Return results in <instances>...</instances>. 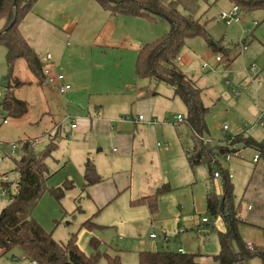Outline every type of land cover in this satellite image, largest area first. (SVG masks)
<instances>
[{
	"label": "rangeland",
	"instance_id": "rangeland-1",
	"mask_svg": "<svg viewBox=\"0 0 264 264\" xmlns=\"http://www.w3.org/2000/svg\"><path fill=\"white\" fill-rule=\"evenodd\" d=\"M50 2L51 0H38L33 11L24 19L20 30L46 66L52 65L46 62L47 53H51L55 60H59L62 55L58 71L66 76V83L72 89L64 96L54 93L45 81L39 82L25 60L20 59L15 63L14 79L16 77L21 86L14 88V94L27 103L28 112L21 118H9V124L4 125L5 113L0 108V175H10V182L14 183V185L7 183L10 184V192H15L18 179V173L14 171L15 163L10 154L11 145L31 140L36 144L35 152L41 153L52 140H55L58 148L48 159L53 176L47 185L50 189L58 188L70 181L75 187L68 191L60 202L51 193L46 192L34 211L35 219L46 232L52 234L55 241L66 244L73 235H77L78 246L89 256L94 253L89 241L96 237L101 241L100 251L111 255L120 254L122 264H138V253L143 250H167L160 240L154 242L149 238L152 231L150 216L144 220L139 216L142 205L130 206L132 193L127 192L108 208L96 209L88 193L83 192L85 185L83 159L89 147L93 150L87 155L93 162L100 157L98 154L100 146L97 143L100 136L90 138L88 135L74 133L69 121H64L67 116H71L79 118L80 122L81 116H87L88 112L91 114L88 116L94 119L98 117L94 110L95 106L104 108L106 116H115L116 119L136 117L138 114L132 110V104H140L139 102L145 99L147 88L156 89V92L163 91L164 96L159 99L154 109L155 123L150 128L146 126V130L138 127L136 132L139 135L134 156L137 171L133 196L143 182L154 188V180L158 182L162 179L161 184L163 179L170 177L172 191L164 194L162 200H159L158 219H162L160 216L162 211L163 217L170 222L160 227L171 234L175 231H178V234L179 229L185 230L183 240L189 241L188 245L184 243L186 249L190 253L201 255L198 257L200 264H216L213 257L221 249L218 232L224 231L225 225L219 218L207 213L206 196L210 192L222 193V179L210 180L208 164L194 169L188 165L186 154L193 150L195 139L186 123L175 128L178 116L186 119L187 112L183 102L175 98L173 87L165 83L156 84L140 79L136 74L140 43L145 42L146 45L168 32L167 23L161 20L154 23L143 19L141 21L131 19L136 23L124 24L123 28H117L114 36L108 39L110 44L105 46L103 42L105 33L107 34L110 28L105 23L109 15L94 0L92 2L101 15L80 6L78 7L82 8L80 13H68L70 20L76 21L73 24L75 29L72 35L67 29H65L67 33L60 31L46 16L52 8ZM81 2L83 3V0ZM54 6L56 12L62 9L58 4ZM233 6L228 0L211 5L201 2L197 15L208 22L212 42L221 43L222 47L228 46L231 51L226 56L225 53H216L204 39L196 38L188 41V44L194 47L196 54L204 59L208 68L203 71L202 65L193 63L185 66L186 64L179 60L176 64L183 65L181 69H186L187 73H184L190 75L189 77L200 78L195 80H198L199 86L203 89V102L209 108L206 120L210 135L207 134L206 139L217 146L222 143L219 140H228L244 132L247 137L264 144V127L252 128L257 120V112L254 114L255 107L251 97L256 94V90L254 84L250 85L245 81L251 76L247 70L249 68L252 70L253 65L259 69V65L242 60L245 55L242 52L244 40L250 50L257 46L254 37L264 45V9L248 12L240 9L241 20L227 25L220 19V15L229 12ZM181 12L187 14L182 8ZM2 27L3 22L0 23V29ZM60 27L63 28L61 25ZM125 30L134 32L135 36H138V41L129 40ZM203 52H207V55ZM217 56L223 57L225 61L229 59L232 62L230 68L228 67L230 62L217 63ZM261 58L263 59L264 55ZM262 62L264 63V59ZM9 72L7 49L0 45V101L9 84ZM11 84L14 86L15 80L11 81ZM159 85L160 90H157ZM235 92H238V95H235ZM59 126L61 131L58 130ZM246 126H250L251 129L247 131ZM143 129L144 135L141 132ZM177 130L184 135L182 142L179 140ZM158 143L162 144L161 149L157 146ZM165 143L168 146H165ZM143 146L146 151L140 155ZM114 148H116L114 142L105 143L103 153L105 166L110 157L116 154ZM239 148L241 151L232 157L230 163L220 155L218 158L233 176L231 182L235 187L234 203L236 207L241 206L240 218L248 223H254L253 226H241L243 239L248 242L259 241L258 243L264 245V157H261L258 163H254L255 154L260 152L253 147ZM116 149L118 151V148ZM164 150L169 152L166 153ZM7 154L10 155L6 157ZM143 170L146 171L145 180L139 175ZM9 195L8 193L6 196H0V212L8 205ZM248 206L252 209L248 210ZM148 208L147 205L143 208L144 214H150ZM178 212L182 217L177 221L175 216ZM94 215L96 216L92 222L99 224L101 228L95 227L90 231L83 224ZM204 217L209 218L211 224L215 226L212 228L211 225L201 224L198 231L194 225L197 221L200 224ZM159 229L156 231L157 234L162 231ZM163 235L159 236V239ZM176 240L177 238H172L168 243L171 251L177 249ZM0 264L32 262L27 257L24 258L18 250H14L1 257ZM101 264L108 263L102 259ZM249 264H262V261L255 258Z\"/></svg>",
	"mask_w": 264,
	"mask_h": 264
},
{
	"label": "trees",
	"instance_id": "trees-1",
	"mask_svg": "<svg viewBox=\"0 0 264 264\" xmlns=\"http://www.w3.org/2000/svg\"><path fill=\"white\" fill-rule=\"evenodd\" d=\"M37 1L0 0V23L3 22V27L0 29V45L7 49V63L10 66L9 84L0 101V108L5 113L6 119L21 118L28 112L27 103L14 94V88L21 86L17 78L14 79L15 63L20 59L25 60L39 82L42 83L46 79L44 73L46 64L41 61L20 30L24 19L33 11ZM95 1L111 17L146 18L151 21L161 20L168 24L169 31L166 34L140 48L136 64L137 77L156 84L165 83L174 88L175 97L179 98L187 109L184 123L191 129L195 139L194 148L189 155L191 168L208 164L212 178L216 169L221 173V196L215 192H210L207 196V213L221 219L226 225V230L218 233L221 249L220 253L213 257L215 263L249 264L253 259L259 258L264 264V247L253 246L251 249L240 235V225L245 221L240 219L241 206H235V187L229 174L220 162L213 164L216 156H225L236 151L230 146H212L198 139L197 135L201 137L210 135L206 120L209 108L204 105L203 89L198 82L185 74L176 64L188 41L196 38L204 39L216 53H225L226 56L231 51L222 47L221 43L212 42L208 22L197 16L201 2L211 5L221 0ZM228 1L245 12L264 9V0ZM181 8L187 14H183ZM243 45H247L245 40ZM14 80L13 86L11 81ZM155 90L147 88L144 97L156 96ZM33 144L31 140L19 141L17 151L11 154L18 179L14 193L9 190L10 184H4L10 194V200L0 212V258L18 250L31 262L38 264H101L102 259L108 264H122L120 254L111 255L100 251L101 241L98 238L90 239L89 244L94 253L88 256L78 246L77 235H73L68 243L61 244L55 241L52 234L46 232L35 219L34 211L46 192L51 193L60 202L75 186L68 181L62 187L50 189L47 182L53 174L48 159L57 150L58 144L52 140L41 153L35 152ZM236 144L245 148H256L261 157H264V144L251 137L238 135L232 140V145ZM84 180V189L102 181L95 164L89 159L84 165ZM167 191L169 188L161 189L156 195L138 200L137 203H147L151 211L156 212L159 197ZM223 202L224 206H222ZM94 217L83 224L90 231L95 227L101 228L92 222ZM198 257V254L191 253L143 250L138 253V264H200Z\"/></svg>",
	"mask_w": 264,
	"mask_h": 264
},
{
	"label": "crops",
	"instance_id": "crops-1",
	"mask_svg": "<svg viewBox=\"0 0 264 264\" xmlns=\"http://www.w3.org/2000/svg\"><path fill=\"white\" fill-rule=\"evenodd\" d=\"M92 1L93 0H83V3H82L81 0H51L50 4H52V8H50V11L47 12L46 16L51 20L52 24H55V26H57L60 29V31H63L64 33H67V31H69L72 35L74 32L73 30L75 29L73 24L76 21L75 20L71 21L68 13H71V12L80 13L81 9H82V8H78L80 6V7H83L85 9L88 8V9L94 11L96 15L98 13L100 14L101 12H99V10L96 8L95 4H93ZM54 4H58L59 8H62V9L59 10L58 12H56L55 8H54L55 7ZM108 15H109V13H108ZM108 17H109V19L105 24H107V27L110 26V28H109L107 34L105 33V39L103 41L105 46L110 44L108 39L110 37L114 36L113 34L117 28H120V27L123 28L124 24H130L131 25L133 23H136V22H134V20H131V19H135L136 21H141V19L148 20L146 18H135V17H126V16L111 17L109 15ZM148 21L156 23L159 20H156V21L148 20ZM60 25L63 26V28H61ZM166 25L168 26V24H166ZM168 28H169V26H168ZM65 29H67V31ZM125 33H126V37L129 40L135 39L138 41V36H135L134 32L132 33L131 31L125 30ZM159 38H157V39H159ZM157 39H154V41ZM106 40H107V43H105ZM253 40H255L254 42L257 43L256 44L257 46L254 47V50H252V49L250 50L248 47V44H247L246 50L242 49L243 50L242 52L245 54L244 57L242 58V60L247 61V62H253L256 64L258 63V65H259V69L257 68L258 69L257 73H254V72L251 73L250 71H252V70H250V68L247 70V72L252 77L250 76L249 78H246V80H245V81H247V84L248 83L250 85L254 84V87H255L254 89L256 90V94L251 98H252L253 107H255L254 108L255 109L254 114H256V112H257V115H258L260 109L264 108V63L262 62L264 58L263 59L261 58L262 55H264V45L261 44V42L259 40H257V38H255V37L253 38ZM139 41L141 42V40H139ZM142 42H144V41H142ZM144 44H145V42L140 43V47H142ZM138 45H139V43H138ZM226 47L231 50L230 47H228V46H226ZM226 47H224V48H226ZM183 51H182V55L180 54L181 56L178 57L179 61H181L182 64L185 63L186 64L185 66H189V65H192L193 63H196L199 66L202 65L201 69L203 71L206 68H208V66L204 67L205 61H204V59H202V57H200L199 55L196 54L194 47H191V45L187 44V46L184 48ZM48 54H50L52 56L51 60H47ZM203 54L207 55V52H203ZM47 55H46V62H49L52 64V65H49L48 68L53 71V74H63V73H59V71H58L59 70V63H61V61H62V55L59 57V60H55L54 56L51 53H47ZM226 61H227V63L230 62L228 64V67L230 68V65L232 62L229 59H226ZM177 65H178V63H177ZM182 66L183 65H181V64L178 65V67H180V68ZM185 70H183V71L185 73H187V70L186 71ZM231 71L232 70L230 69V72ZM257 76H258V78H257ZM193 78L195 80L197 77L196 78L193 77ZM197 79L200 80V78H197ZM45 82L47 83L48 87L52 91H54V93L59 94L53 87H51L48 84L46 79H45ZM260 82H261V85H260ZM160 87H161V85H159L157 87V90H160ZM172 89H173L174 96H175L174 88H172ZM237 95H238V92H237ZM163 96H164L163 91H158L156 96L145 97V99L142 102H139L140 104H137V105L132 104V110H135L138 115L136 117L132 116L129 119H122L120 117L118 119H116L117 117H115V116H113V117L106 116V111L103 110L104 108L100 109L99 106H95L94 110H95L96 114H98L97 115L98 117H96L94 119L91 116L90 117L88 116V115H91L90 112H88L87 116H85V115L81 116L82 118L80 119V122H79V118L71 117V116L70 117L67 116L64 121L68 122L69 118H73L77 121V128L75 130L71 129L72 131H74V133H78L81 135H88L90 138H93L95 136H100V139H98V141H97V143L99 144L98 146H100V148L98 150V154L100 157L99 158L97 157L96 159H94V162H93L87 155V154L91 153V151L93 150L92 147H89L87 149L86 154L84 155V159H83V161L85 160L84 165L88 159L91 160L95 164L97 172L100 175V177L102 178V181L100 183H97V184L92 185L90 187H87L85 189L83 188V192L88 193V197L92 202H94L96 209L101 210V209L108 208L114 202L121 199L127 192H130V193H132L130 195L131 199L129 201L130 206L133 207V206L142 205V208L139 209V216H142V218L144 220L150 216V220H151L150 229L152 231L149 234V238L151 239L150 235L152 234V232L157 233L156 231L160 228L159 230H162V231H159L160 233H158V234H161V233L167 234L170 237V241H168V242H164L162 239L158 238V240H160V242H162V244L165 245V248L167 249L165 251L179 252L180 249H183L185 251V253H190V251H188V249H186V245L189 244V241L186 238H185L186 241L183 240L184 239L183 237H184V234L186 233V231L184 233H180V230H182V229H179L178 234H177L178 231H175L173 234H171V233H168L167 230L160 227V225L164 226V224L166 225L170 222L169 219H167L166 217H163L162 211L160 213V216H162V219L158 220L159 219V200H162L161 197H164L165 196L164 194L170 193L172 191V188L170 187L172 180L170 179V177L167 179L166 178L163 179L161 184H160V182L162 179L158 182L156 180H154V182H155L154 188L149 186L148 183L143 182V184L139 187V191L135 192V195H134L135 197L133 196L134 189H135L134 185L136 183V171H137L134 156L136 153V149H135L136 148V139L139 135V133L137 135L136 132H137L138 127L139 128L141 127V129L144 128L146 130V126H148L149 128L153 126V124L155 123L153 120V117L155 116L154 109L157 107V103H158L159 99ZM186 112H187V109H186ZM139 116H143L144 120L139 121L138 120ZM182 119H183V121H181V122L178 120V124L175 125V128H178L180 126V124L184 123V120H185L184 117H182ZM8 124H9V122H8ZM8 124H4V125H8ZM69 124H70V128H71V123L69 122ZM60 129H61V127L59 126L58 130L61 131ZM144 129L141 131L142 135H144ZM177 133H178L179 140L182 142L184 135L178 130H177ZM72 135H73V132H72ZM238 135H244L245 137H247L244 134V132H242ZM238 135H236V136H238ZM143 139L145 142L144 136H143ZM219 141H221L222 143H219L217 146H220V147L228 146L227 140L222 139ZM111 142H114L116 144V148H118V151L116 148H114V153H116V154L112 155L110 157V159L107 161V164L105 166V157L103 156L105 143L110 144ZM158 144H160V146ZM158 144H157V146L160 147V149H161L162 144L161 143H158ZM35 145H34V147H35ZM165 146H168V144L165 143ZM239 146H242L243 148H245L243 145L236 144L235 147H233L236 152L241 151ZM143 151H146L144 146L142 147L140 155L143 154L142 153ZM164 151H166V150H164ZM168 152H169V150L166 151V153H168ZM186 155H187L186 158H187L188 165L190 166V164H189L190 152H187ZM230 162H227V163H230ZM221 165H222V163H221ZM224 169L230 175V171L227 168H224ZM209 172H210V170H209ZM145 174H146V171H144V170L139 173L141 178L144 180H145L144 177L146 176ZM165 176H166V174H165ZM213 179L216 180V178H212V175L210 173V180L212 181ZM219 179H222V178L220 177ZM219 179H217V180H219ZM167 182H169L170 184ZM164 188L165 189L169 188V191H167L166 193H164L163 195H161L159 197L158 206H157L158 208H157L156 212H152L147 203H142V204L137 203L138 200L156 195L161 189H164ZM221 191H222V188H221ZM208 194H207V196H208ZM221 194H218V195L221 196ZM207 196H206V207H207ZM146 205L149 207L148 209L150 211V214H148V213L144 214L145 210H143V208L146 207ZM249 207H251V206H248V210H251L252 207H251V209H249ZM94 216H96V215H94ZM152 217H153V219H152ZM181 217H182V214L178 212L175 216V219L178 221ZM220 221H221V219H220ZM222 223L224 224V222H222ZM252 224H254V223H248L245 221V223H243L242 225L253 226ZM242 225H240L239 231H240L241 237L243 238L244 233L241 232V226ZM98 226H100V225L98 224ZM206 226H210V225H206ZM211 226L213 228V226H215V225L211 224ZM102 227H104V226H102ZM198 227L199 228L201 227V223L199 224V222L197 221L196 224L194 225V228H198ZM199 228L197 229L198 231H199ZM225 230H226V225H225L224 231ZM224 231H219V232H224ZM161 235H159V236H161ZM172 238H177L176 243H178L177 249L173 250V251L170 250L169 245H168V243H170L172 241ZM151 240H153V239H151ZM158 240H153V241L156 242ZM185 242H186V245L184 244ZM245 242L248 243L249 245L264 247V245L258 243L259 241L252 240L249 242L248 241H245ZM150 251H154V250H150ZM191 254H194V253H191ZM198 255L201 256L200 254H198Z\"/></svg>",
	"mask_w": 264,
	"mask_h": 264
},
{
	"label": "built area",
	"instance_id": "built-area-1",
	"mask_svg": "<svg viewBox=\"0 0 264 264\" xmlns=\"http://www.w3.org/2000/svg\"><path fill=\"white\" fill-rule=\"evenodd\" d=\"M239 12H240V8L238 6H234L232 8V10L230 12H224L220 15V19L222 21H224L227 25H232L233 22H238L241 20V18H239ZM255 25H257V23H255ZM243 50H246V45L242 46ZM52 56L50 54L47 55V60H51ZM179 60V59H178ZM216 62L217 63H222V62H226L225 59L221 56H217L216 57ZM207 63H204V67H207ZM252 72L257 73L258 69L255 65L252 66ZM44 73L46 76V80L48 82V84L53 87L59 94L61 95H65L67 92H69L71 90V86L69 84L66 83V76L64 74H53V71L51 69L48 68V66L45 67L44 69ZM258 78V76H257ZM261 85V82H260ZM235 95H237V92H235ZM2 116V115H1ZM124 119V118H122ZM129 119V118H127ZM139 121H143L144 117L143 116H139L138 118ZM179 121H183L182 116L178 117ZM68 121L71 123V129L75 130L77 128V121L73 118H69ZM3 124H8V119H6L3 116ZM256 127H260L263 128L264 127V108H261L258 115H257V120L255 125L252 128H256ZM225 129H227V127H225ZM247 131H249L251 129L250 126H246ZM198 139L206 142L208 145H212V142L208 139H206L205 137H201L199 135H197ZM232 140L233 138L230 139V141H228V146H230V148L234 149L232 145ZM1 145V143H0ZM35 144H33L34 146ZM160 146V144H158ZM1 148V147H0ZM18 149V144H12L11 145V152L10 154H14ZM239 154V152H235V153H229L225 156H222V158H225L226 162H230L233 156H237ZM261 159V154L257 153L254 156V163H258ZM217 162H220L218 156L215 157V159L213 160V164H217ZM221 163V162H220ZM221 177V173L218 169H216L215 173H214V178L219 179ZM229 178H233L232 175H229ZM11 181L10 175H6L2 174L0 175V189H1V193L0 196H6L8 194L7 189L4 187L5 183H9ZM249 209H251V207H249ZM201 224L203 225H211V221L209 218H202L201 219ZM185 230H180V233H184ZM151 239L153 240H158L159 235L157 233H152L150 235ZM164 242H168L170 241V237L167 234H164L163 237L161 238ZM249 248L253 249V245H249ZM179 253L185 254V251L183 249L179 250ZM24 258H26L24 256ZM32 264H38L37 262H32Z\"/></svg>",
	"mask_w": 264,
	"mask_h": 264
},
{
	"label": "water",
	"instance_id": "water-1",
	"mask_svg": "<svg viewBox=\"0 0 264 264\" xmlns=\"http://www.w3.org/2000/svg\"><path fill=\"white\" fill-rule=\"evenodd\" d=\"M222 206H224V202L222 203Z\"/></svg>",
	"mask_w": 264,
	"mask_h": 264
}]
</instances>
